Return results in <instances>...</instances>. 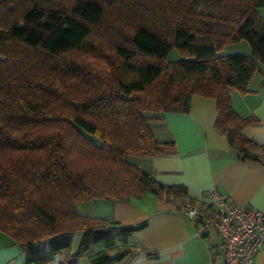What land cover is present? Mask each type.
Returning <instances> with one entry per match:
<instances>
[{"label": "trees", "instance_id": "16d2710c", "mask_svg": "<svg viewBox=\"0 0 264 264\" xmlns=\"http://www.w3.org/2000/svg\"><path fill=\"white\" fill-rule=\"evenodd\" d=\"M262 7L264 0H0V231L25 263L67 250L59 264H77L95 244L145 225L81 214L76 204L160 194L163 185L130 158L174 152L155 131L164 112L186 110L189 94L213 98L215 130L242 157L264 161V145L243 134L257 118L231 104V92H250L264 65ZM239 40L250 54L219 53ZM171 50L179 58L169 60ZM75 230L82 237L70 252ZM109 258L103 252L91 264Z\"/></svg>", "mask_w": 264, "mask_h": 264}, {"label": "crops", "instance_id": "0c3cea01", "mask_svg": "<svg viewBox=\"0 0 264 264\" xmlns=\"http://www.w3.org/2000/svg\"><path fill=\"white\" fill-rule=\"evenodd\" d=\"M264 16V7L260 8ZM251 90L231 92V104L241 116L252 115L257 121L247 125L243 134L264 145V68L260 66L248 83ZM162 126L155 134L160 140H172L173 151L136 161L157 184L160 194L146 191L128 199H93L81 214L115 220L124 225L145 222L131 233L122 234L113 244H95L77 264H91L96 255H110L104 264H224L221 238L211 227L195 234V226L185 213L188 203L182 187L193 202L211 207L207 194L216 189L238 205L264 210V161L242 157L231 147L224 134L214 128L215 100L192 93L186 98V110L164 112ZM173 187V192L168 188ZM78 212V211H77ZM80 213V212H79ZM141 249L154 251L157 258L146 257ZM54 258L43 264H59ZM0 264H27L20 248L0 231ZM253 264H264V245Z\"/></svg>", "mask_w": 264, "mask_h": 264}, {"label": "built area", "instance_id": "2783aa9c", "mask_svg": "<svg viewBox=\"0 0 264 264\" xmlns=\"http://www.w3.org/2000/svg\"><path fill=\"white\" fill-rule=\"evenodd\" d=\"M211 209L188 202L185 213L202 236L211 227L221 238L220 252L224 264H253L260 246L264 245V210L244 207L231 202L224 193L208 192Z\"/></svg>", "mask_w": 264, "mask_h": 264}, {"label": "rangeland", "instance_id": "374dc122", "mask_svg": "<svg viewBox=\"0 0 264 264\" xmlns=\"http://www.w3.org/2000/svg\"><path fill=\"white\" fill-rule=\"evenodd\" d=\"M233 52H239L244 54H250V47L248 43L245 40H239L238 42L227 44L222 48V50L219 53H233ZM169 60H174L179 58V55L176 50H171L167 56ZM261 67L264 68V65L261 64ZM131 160L140 161L141 158H130ZM85 204H78L77 211L82 213L86 211ZM82 237V231L81 230H75L71 234V245H70V252H75L78 244L80 242V239ZM41 248L46 247V244L43 242L40 244ZM67 254V250L61 251L58 255H56V258L64 259Z\"/></svg>", "mask_w": 264, "mask_h": 264}]
</instances>
